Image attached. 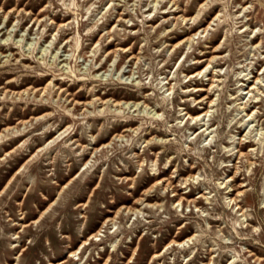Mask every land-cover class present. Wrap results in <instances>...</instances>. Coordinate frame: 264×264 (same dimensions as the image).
<instances>
[{"label":"rangeland","instance_id":"rangeland-1","mask_svg":"<svg viewBox=\"0 0 264 264\" xmlns=\"http://www.w3.org/2000/svg\"><path fill=\"white\" fill-rule=\"evenodd\" d=\"M0 135V264H264V0H0Z\"/></svg>","mask_w":264,"mask_h":264},{"label":"bare ground","instance_id":"bare-ground-1","mask_svg":"<svg viewBox=\"0 0 264 264\" xmlns=\"http://www.w3.org/2000/svg\"><path fill=\"white\" fill-rule=\"evenodd\" d=\"M184 22V21H183ZM205 31V30H204ZM204 31H202V32H204ZM192 34V33H191ZM188 36V35H187ZM191 41V39L190 38H188L187 39V42H190ZM4 42V41H3ZM187 44V43H186ZM11 56V55H10ZM11 58V57H10ZM7 60V59H6ZM20 61V60H19ZM204 64V63H203ZM209 64H210V62L209 63H207V65H206V68H204L203 70H201V71H199V72H197V74L195 75V74H191V76H190V81L191 80H194L195 79V77H197V76H199L201 73H203V71H205L208 67H209ZM214 69V68H213ZM193 73V72H192ZM215 73V72H214ZM199 78V77H198ZM214 77L213 76H211V78H209V81L211 80V79H213ZM259 80V78H256V82ZM58 82V81H57ZM255 82V83H256ZM259 82V81H258ZM53 83V82H52ZM167 85H169L170 83L169 82H167L166 83ZM165 84V85H166ZM259 84V83H258ZM52 85V84H51ZM164 85V86H165ZM213 85H214V81H212L211 83H210V88L209 89H213ZM20 87V86H19ZM53 87V86H52ZM260 87V86H259ZM257 90L258 92L260 91L259 90V88H255V86H254V84H252V85H250V90L249 91H247L246 93H244L245 94V96L247 95V94H249V93H253L254 92V90ZM171 89L170 88H167L166 89V92H169ZM255 90V91H256ZM190 89H188L187 91H186V93H190ZM193 91L195 92V93H199V92H202V91H205V92H207V96H205V97H203V98H200V99H193V102L198 106V105H202L203 104V102H204V100L205 99H209L210 97H208L209 95H210V92H209V90H204V88H195V89H193ZM259 94V93H258ZM114 96V95H113ZM252 97V96H251ZM241 99H244V98H241ZM249 100H250V98L249 99H247V102L246 103H240V105L242 106V112L243 111H245L246 110V105H247V103L249 102ZM242 101V100H241ZM255 102V101H254ZM209 103H210V107H208V109L206 110V111H204V112H202V113H198L197 115L195 114L194 116H190V112H188V111H186L187 109H184V111H182L183 113H182V115L183 116H185V117H187L188 118V120H195V125H201V128H200V130H201V133L199 134V135H204V134H207V137H209V135H211L212 134V131L211 132H209V129H210V125L208 124L210 121H211V119L209 118L208 119V121H204V119L208 116V117H210L211 115H208L209 114V109H211L212 108V103H213V101L211 100V101H209ZM130 104H133V106H135V108L137 107L138 108V106H140V102H138V103H130V102H123V103H121V102H117L116 103V106H120V105H122V106H129ZM145 103L143 102L142 103V106L144 105ZM92 105V104H91ZM192 105V104H191ZM204 106V105H203ZM141 107V106H140ZM145 107H147V105H145ZM144 107V109L146 110V108ZM127 108V107H126ZM129 108V107H128ZM137 110V109H136ZM158 111V110H157ZM145 112H147V111H145ZM150 112H152V111H150ZM153 114H155L156 115V113H153ZM252 115V114H251ZM250 115V116H251ZM34 116V115H33ZM158 116V115H157ZM246 117H249V115L247 114L246 115ZM152 118V117H151ZM244 120V119H243ZM192 123V122H191ZM241 123H242V121H241ZM62 125V124H61ZM206 127V128H205ZM127 131V130H126ZM116 132V131H115ZM205 132H207V133H205ZM247 135H248V133H247ZM164 137V136H163ZM247 138H249L248 136H246ZM245 138V137H244ZM2 139V137H1V135H0V140ZM105 139V138H104ZM246 140V139H245ZM167 141V140H166ZM246 143L247 144H250V143H252V141H246ZM246 143L245 144H240V150H238L237 151V153H239V155L241 156L243 153L241 152V150L245 147V145H246ZM53 152V151H52ZM253 153V152H252ZM245 156H247L246 154H245ZM24 157V156H23ZM85 160V159H84ZM87 165V164H86ZM188 169V168H187ZM194 173V172H193ZM194 177H192V179H193ZM196 180V179H195ZM194 180V181H195ZM232 180V179H231ZM230 188V187H229ZM172 195V194H171ZM239 195L237 194L235 197H231L230 198V203H231V201H233L234 203H235V205L236 206H238V203H236V201H237V197H238ZM183 200H184V198H182V197H180L179 198V200L177 201V205L179 206V205H183ZM225 200H226V198H225ZM195 202V201H194ZM229 203V202H228ZM109 206V205H108ZM138 206V205H137ZM234 208H236V207H234ZM26 220V219H25ZM181 223V222H180ZM176 225H177V223H176ZM20 228V227H19ZM97 236H99V235H94V238L93 239H95V241H97V239H96V237ZM182 237V236H181ZM193 239L192 238H189V239H187L186 241H181V242H176V243H174L173 244V246H177V247H183V246H185V245H188L191 241H192ZM133 241V240H132ZM78 251V250H77ZM76 251V252H77ZM75 257V256H74Z\"/></svg>","mask_w":264,"mask_h":264}]
</instances>
